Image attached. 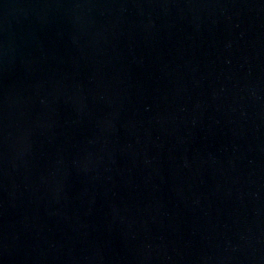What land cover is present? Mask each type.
Wrapping results in <instances>:
<instances>
[{
    "label": "water",
    "instance_id": "1",
    "mask_svg": "<svg viewBox=\"0 0 264 264\" xmlns=\"http://www.w3.org/2000/svg\"><path fill=\"white\" fill-rule=\"evenodd\" d=\"M0 264H264V0H0Z\"/></svg>",
    "mask_w": 264,
    "mask_h": 264
}]
</instances>
